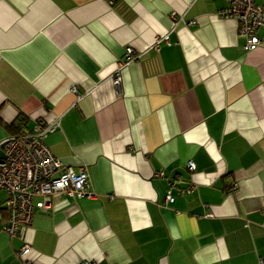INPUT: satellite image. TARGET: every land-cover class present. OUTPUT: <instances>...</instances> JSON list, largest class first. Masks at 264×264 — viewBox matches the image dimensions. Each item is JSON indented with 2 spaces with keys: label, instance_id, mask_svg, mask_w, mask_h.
<instances>
[{
  "label": "crops",
  "instance_id": "0c3cea01",
  "mask_svg": "<svg viewBox=\"0 0 264 264\" xmlns=\"http://www.w3.org/2000/svg\"><path fill=\"white\" fill-rule=\"evenodd\" d=\"M224 6L0 0V142L56 121L46 145L95 193L37 213L23 258L0 230V264H264V28L245 51Z\"/></svg>",
  "mask_w": 264,
  "mask_h": 264
},
{
  "label": "built area",
  "instance_id": "2783aa9c",
  "mask_svg": "<svg viewBox=\"0 0 264 264\" xmlns=\"http://www.w3.org/2000/svg\"><path fill=\"white\" fill-rule=\"evenodd\" d=\"M219 1L225 3L219 12L220 16L236 22L237 33L245 43L244 50L250 52L257 49L260 45L257 31L264 28V3L255 0ZM172 20H177L175 14H172ZM160 40H156L152 47L157 46ZM139 58L140 55L132 48H125L124 59L116 64L112 75L115 87L118 88L121 82L120 71ZM72 93L75 94L76 90L72 89ZM57 126L56 121L47 124L38 119L29 132L6 137L0 142V191H4L7 196L3 205L6 216L0 224V230L24 242L18 254L20 258L30 251V245L24 237L37 213H47L60 195L80 199L95 197L86 168L73 169L63 164L46 145L47 135ZM187 169L195 171L194 163L188 162ZM158 175L163 176L162 173ZM165 201H172L168 193Z\"/></svg>",
  "mask_w": 264,
  "mask_h": 264
},
{
  "label": "trees",
  "instance_id": "16d2710c",
  "mask_svg": "<svg viewBox=\"0 0 264 264\" xmlns=\"http://www.w3.org/2000/svg\"><path fill=\"white\" fill-rule=\"evenodd\" d=\"M18 135V134H17Z\"/></svg>",
  "mask_w": 264,
  "mask_h": 264
}]
</instances>
